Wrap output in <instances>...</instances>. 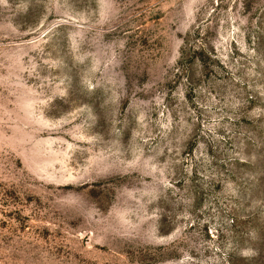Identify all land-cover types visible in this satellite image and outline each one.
I'll return each instance as SVG.
<instances>
[{
	"label": "rangeland",
	"instance_id": "obj_1",
	"mask_svg": "<svg viewBox=\"0 0 264 264\" xmlns=\"http://www.w3.org/2000/svg\"><path fill=\"white\" fill-rule=\"evenodd\" d=\"M0 264H264V0H0Z\"/></svg>",
	"mask_w": 264,
	"mask_h": 264
}]
</instances>
